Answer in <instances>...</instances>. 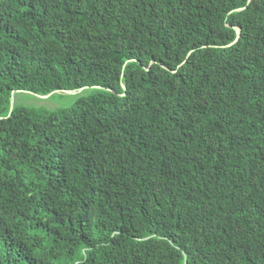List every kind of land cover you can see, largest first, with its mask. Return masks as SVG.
Segmentation results:
<instances>
[{"label":"trees","instance_id":"obj_1","mask_svg":"<svg viewBox=\"0 0 264 264\" xmlns=\"http://www.w3.org/2000/svg\"><path fill=\"white\" fill-rule=\"evenodd\" d=\"M0 264H264V0H0Z\"/></svg>","mask_w":264,"mask_h":264},{"label":"rangeland","instance_id":"obj_2","mask_svg":"<svg viewBox=\"0 0 264 264\" xmlns=\"http://www.w3.org/2000/svg\"><path fill=\"white\" fill-rule=\"evenodd\" d=\"M40 98L41 97L32 96L30 94H20L19 96H17L16 100L17 103H21V104H36V105L45 104L46 106L49 105L50 107L53 108L57 106L66 105L74 100V96L70 94L58 95L56 98L52 100H44L45 98H42L43 100H41Z\"/></svg>","mask_w":264,"mask_h":264},{"label":"water","instance_id":"obj_3","mask_svg":"<svg viewBox=\"0 0 264 264\" xmlns=\"http://www.w3.org/2000/svg\"><path fill=\"white\" fill-rule=\"evenodd\" d=\"M239 32H240V30H239ZM82 90V89H81ZM80 90V91H81ZM67 93H75L76 91L75 90H68V91H66ZM51 94H48V95H41L40 97H43V98H48L49 96H50Z\"/></svg>","mask_w":264,"mask_h":264}]
</instances>
